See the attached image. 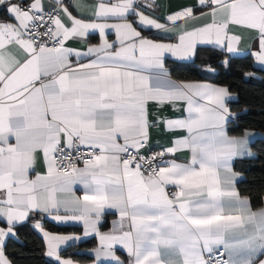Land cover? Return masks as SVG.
<instances>
[{"label": "snow or ice", "instance_id": "6c2138e0", "mask_svg": "<svg viewBox=\"0 0 264 264\" xmlns=\"http://www.w3.org/2000/svg\"><path fill=\"white\" fill-rule=\"evenodd\" d=\"M162 6L0 0V264H14L7 240L29 220L56 264H78L63 253L88 237L92 264H264V206L241 194L235 170L255 156L257 134L238 122L248 109L167 66L207 48L225 68L241 54L264 67V0ZM154 128L183 134L154 146ZM45 217L83 233L47 231Z\"/></svg>", "mask_w": 264, "mask_h": 264}, {"label": "trees", "instance_id": "16d2710c", "mask_svg": "<svg viewBox=\"0 0 264 264\" xmlns=\"http://www.w3.org/2000/svg\"><path fill=\"white\" fill-rule=\"evenodd\" d=\"M3 10H0V19H6ZM200 52H207V58H196L194 62H176L168 60L167 66L172 69L173 78L185 81L210 80L218 85L225 86L229 91L238 96V101L230 102L233 111L239 112L247 108L246 115L238 122L251 131L259 132L262 136L251 143L255 153L253 158L237 161L235 169L244 179L237 183V188L242 195L252 197L253 208L261 207V198L264 197V70L254 66L253 60L247 54L234 56L230 59L228 68L220 61L223 55L214 53L211 49L202 48ZM205 64H210L216 71L212 74L204 72ZM255 73L254 78L245 79L244 73ZM46 230L65 233L73 229L70 226L56 225L47 220L43 221ZM19 241L15 238L7 240L6 253L14 264H56L44 255V241L41 235L26 223L16 229ZM95 239L91 238L80 242L64 255H69L80 261L90 259L85 254L75 253L74 250L94 246ZM75 248V249H74Z\"/></svg>", "mask_w": 264, "mask_h": 264}, {"label": "crops", "instance_id": "0c3cea01", "mask_svg": "<svg viewBox=\"0 0 264 264\" xmlns=\"http://www.w3.org/2000/svg\"><path fill=\"white\" fill-rule=\"evenodd\" d=\"M67 2V0H66ZM89 3H94L95 0H88ZM189 0H157V4H160V5H163L160 9H159V12L157 13L158 15H166L168 14L170 11H175V10H179V8L183 7L186 3H188ZM0 10H2V8H0ZM72 10V9H70ZM73 14L75 15L76 12L73 11ZM147 14V13H146ZM7 19V18H6ZM111 22V21H110ZM145 35H149V32L145 31L144 32ZM91 42L92 43H98L99 42V34L98 33H93L91 34ZM109 40H112L114 39V35L113 34H109L108 36ZM70 46L72 47H79V45L77 44H71ZM207 52H200L198 58L204 60L207 58ZM243 55V54H241ZM170 60H172L171 58H169ZM253 64L256 68L258 69H262L264 70V67H261L259 66L258 64H255L254 61H253ZM204 71V68L202 69ZM208 74H212L214 72H207V71H204ZM175 79V78H174ZM197 81H202V82H208V83H212V84H216L210 80H197ZM218 85V84H216ZM222 86V85H220ZM231 93V92H230ZM233 94V93H232ZM235 95V94H234ZM166 115H168L169 117H175L176 115H178V113H173L171 109H168L166 110ZM254 133H256L257 135L254 136V137H251L250 138V145L251 143L253 142L254 139L256 138H259L261 137L262 135L259 133V132H256V131H253ZM183 133L181 132H165L163 131L161 128H154L151 132V141H152V144L155 146L157 143L159 144H164V145H169L171 140L176 137V136H180L182 135ZM154 150H159L158 148H155L154 147ZM179 155V158H180V161L183 162L184 158L188 155L186 152H182ZM236 170V169H235ZM237 171V170H236ZM238 172V171H237ZM240 173V172H238ZM239 182V181H238ZM237 182V183H238ZM264 206V204L261 205V207ZM255 209V208H254ZM37 219H40L39 216L36 217ZM117 216L116 215H109L107 217V220L109 221V224L107 227H110V222L114 219H116ZM44 220H47L53 224H56V225H63V226H70L72 227L73 229L75 230H72V231H69V232H65V233H58V232H53V233H56V234H62V235H68V234H76V235H82L83 233V228L82 226L80 225H75V224H61V223H57L56 221L54 220H51L47 217H45L43 220H41V223L43 224V221ZM27 223H30L32 225L33 221L32 220H29ZM0 226H3L2 224H0ZM46 230V229H45ZM106 230V229H105ZM37 231V230H36ZM48 231V230H47ZM38 232V231H37ZM51 232V231H50ZM39 233V232H38ZM40 234V233H39ZM41 237H42V234H40ZM43 238V237H42ZM93 237H88L86 238L85 240H88V239H91ZM95 239V238H94ZM85 240H82V241H78L76 242L74 245L70 246V247H67V250L69 249H72L73 247H75L77 244H79L80 242H83ZM44 241V239H43ZM97 246V240L95 239V244L94 246L90 247V248H82V249H76L74 250L75 253H78V254H85L87 255L88 257H90L89 260L87 261H80V260H77L76 258H73L69 255H66V256H69L70 258H72L73 260L77 261L78 264H92V260H93V256L91 254H89L88 252H86V250H90L94 247ZM75 249V248H74ZM79 250V251H77ZM46 251V246H45V241H44V253ZM117 255L120 256L122 259H126V253L124 251H118L117 252ZM45 257L48 259V260H51L52 262H55L54 258H49L45 255ZM56 263V262H55ZM105 264H107V262H105Z\"/></svg>", "mask_w": 264, "mask_h": 264}, {"label": "built area", "instance_id": "2783aa9c", "mask_svg": "<svg viewBox=\"0 0 264 264\" xmlns=\"http://www.w3.org/2000/svg\"><path fill=\"white\" fill-rule=\"evenodd\" d=\"M154 150V149H153ZM156 151H158V150H156Z\"/></svg>", "mask_w": 264, "mask_h": 264}]
</instances>
